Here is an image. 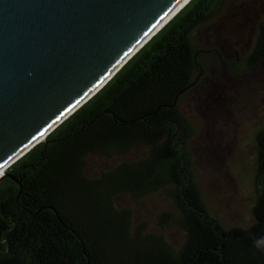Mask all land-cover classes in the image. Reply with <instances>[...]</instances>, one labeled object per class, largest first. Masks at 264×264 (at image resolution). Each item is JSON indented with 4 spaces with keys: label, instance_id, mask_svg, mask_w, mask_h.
<instances>
[{
    "label": "trees",
    "instance_id": "16d2710c",
    "mask_svg": "<svg viewBox=\"0 0 264 264\" xmlns=\"http://www.w3.org/2000/svg\"><path fill=\"white\" fill-rule=\"evenodd\" d=\"M226 0H192L86 104L7 171L0 184V264H264V130L258 137L259 205L247 229H223L193 171L190 122L179 101L203 77L205 59L224 61L198 28ZM235 1V0H234ZM264 57V23L247 65ZM263 138V140H261ZM147 155L97 178L91 156ZM163 192L184 232L180 249L133 225L115 201ZM159 218L160 227L170 224Z\"/></svg>",
    "mask_w": 264,
    "mask_h": 264
},
{
    "label": "water",
    "instance_id": "95a60500",
    "mask_svg": "<svg viewBox=\"0 0 264 264\" xmlns=\"http://www.w3.org/2000/svg\"><path fill=\"white\" fill-rule=\"evenodd\" d=\"M182 1L0 0V184L19 183L10 167L192 0Z\"/></svg>",
    "mask_w": 264,
    "mask_h": 264
},
{
    "label": "rangeland",
    "instance_id": "374dc122",
    "mask_svg": "<svg viewBox=\"0 0 264 264\" xmlns=\"http://www.w3.org/2000/svg\"><path fill=\"white\" fill-rule=\"evenodd\" d=\"M261 23L264 0H226L221 12L197 30L198 40L224 61L203 58V77L179 101L193 127L189 148L195 180L210 214L226 230L249 228L259 205L254 181L256 144L264 130V57L252 66L247 60ZM146 155L143 149L126 156H91L86 172L97 178ZM115 204L131 211L134 226L145 224L175 249L183 245L184 232L172 222L178 212L163 192L136 200L123 195ZM166 214L170 224L160 227L159 218Z\"/></svg>",
    "mask_w": 264,
    "mask_h": 264
},
{
    "label": "bare ground",
    "instance_id": "6f19581e",
    "mask_svg": "<svg viewBox=\"0 0 264 264\" xmlns=\"http://www.w3.org/2000/svg\"><path fill=\"white\" fill-rule=\"evenodd\" d=\"M188 1H189V0H183L182 3H181V5L179 6V8H182V6H184ZM168 18H169V17H168ZM168 18H167V19H168ZM3 173H4L3 170H1V171H0V177L2 176Z\"/></svg>",
    "mask_w": 264,
    "mask_h": 264
},
{
    "label": "flooded vegetation",
    "instance_id": "af4514ba",
    "mask_svg": "<svg viewBox=\"0 0 264 264\" xmlns=\"http://www.w3.org/2000/svg\"><path fill=\"white\" fill-rule=\"evenodd\" d=\"M262 24H263V23H261L260 26H259V33H260V31H261V26H262ZM256 43H257V41H256ZM255 46H256V45H255ZM255 46H254V47H255ZM252 51H253V50H252ZM251 53H252V52H251ZM250 55H251V54H250ZM249 57H250V56H249ZM249 57H248V58H249Z\"/></svg>",
    "mask_w": 264,
    "mask_h": 264
}]
</instances>
